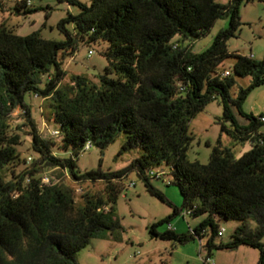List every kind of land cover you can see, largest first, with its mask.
Listing matches in <instances>:
<instances>
[{
    "label": "trees",
    "instance_id": "16d2710c",
    "mask_svg": "<svg viewBox=\"0 0 264 264\" xmlns=\"http://www.w3.org/2000/svg\"><path fill=\"white\" fill-rule=\"evenodd\" d=\"M63 1L79 8L58 22L63 40L44 39L37 32L18 36L0 25V264H74V254L90 239L118 227L110 214L128 173L166 202L149 183L155 179L149 171L162 165L178 187L182 209H192V217L206 216L186 234L158 232V225L180 214L173 208L151 224V238L182 243L208 236L207 256L211 249L243 245L256 249V264H264V133L259 132L260 116L241 109L250 91L264 84V58L229 54L225 45L239 26L238 7L244 0H91L88 6ZM26 5V0H16L15 10L36 11ZM222 16L228 17V28L204 51L193 53L192 43ZM66 24H72L71 32ZM97 41L106 44V64L97 83L75 76L59 86L64 57L79 43ZM228 57L234 62L225 70ZM44 74L48 77L41 88ZM237 78L249 80L231 92ZM27 93L48 100L58 143L40 138L24 102ZM213 100L222 109L220 135L232 146L248 143L249 148L235 158L218 138L206 164L189 161V121ZM14 110L23 113L30 150L41 162L66 171L72 181H102V193L84 194L78 201L73 189L59 180L43 183L35 165L15 171L22 159L19 128L11 125ZM118 134L125 136L121 151H139L127 166L112 172L75 170L73 158L87 142L103 149ZM54 148L69 150L72 157H56ZM219 220L237 223L225 244L213 243Z\"/></svg>",
    "mask_w": 264,
    "mask_h": 264
},
{
    "label": "rangeland",
    "instance_id": "374dc122",
    "mask_svg": "<svg viewBox=\"0 0 264 264\" xmlns=\"http://www.w3.org/2000/svg\"><path fill=\"white\" fill-rule=\"evenodd\" d=\"M25 9H36L35 12L27 14L23 10L16 11V0H0V25L9 29L13 34L25 36L37 32L41 38L60 41L64 35L58 30V22L67 14H77L79 8L63 0H26ZM85 5H90L91 0H77ZM219 4H226L228 0H215ZM24 9V10H25ZM239 26L234 35L227 39L225 45L229 54H238L251 57L260 61L264 58V1L249 0L242 1L238 7ZM66 29L72 31V24H66ZM228 28V17L218 18L209 32L196 39L192 43L191 51L200 53L212 42L216 34ZM186 46L187 42H182ZM106 44L100 41L91 44L79 43L77 49L70 56H65L62 61L64 76L59 86L63 87L71 82V78L81 76L92 83H97V78L103 73L106 64L104 52ZM88 51L91 54L88 55ZM234 58L228 57L223 61V68L230 70ZM47 74L40 76L39 87H43L47 80ZM249 78H237L236 86L231 89L235 92L237 87L247 85ZM24 102L29 107L30 118L40 138L58 143L59 138L53 137L52 130H58L52 121L50 108L38 95L27 93ZM242 111L252 114L255 118L264 116V84L253 88L244 100ZM222 109L217 100L208 103L202 111L192 117L188 124V130L193 140L188 149L189 161H198L206 164L211 148L219 138L222 146L231 148L235 158L248 150V143L232 146L225 135H220L218 120ZM239 121H243L237 115ZM12 128L18 127L21 144L17 151L22 159L21 164L15 167V171L29 169L33 165L39 170L40 177H48L53 181L64 183L74 191L76 200H80L84 194L100 195L104 184L96 181H72L68 173L57 170L41 162L38 155L30 149V130L25 124V118L20 110H14L11 114ZM259 132L264 133V121L259 127ZM220 135V137H219ZM125 136L118 134L114 141L103 149L90 144L87 151H82L73 158L75 170L84 173L99 169L102 172L117 171L127 166L129 161L138 156L139 151L135 149L121 151ZM121 151V152H120ZM52 154L59 158L72 157L69 150L54 148ZM30 158L28 161L27 158ZM165 175L161 179L149 178L150 185L161 192L166 200L163 202L152 196L145 188L142 180L133 172L128 173L123 180V189L118 194L113 211L110 214L117 222L118 227L110 231H104L99 236L89 240L88 244L78 250L74 256V264H206L203 259L207 257L205 242L208 236L188 239L182 243L169 240L151 238L149 227L170 215L173 208L180 214L173 216L167 222L157 226L158 232L170 229L178 234H186L191 231L205 214L196 217H183L182 197L177 185L171 181L168 169L162 165L159 167ZM132 183V185H130ZM219 227L224 229L221 237H214L213 243L225 244L231 240V234L236 226V221L219 220ZM209 234V233H208ZM258 251L247 246H238L235 249H211L208 255L213 264H256Z\"/></svg>",
    "mask_w": 264,
    "mask_h": 264
},
{
    "label": "built area",
    "instance_id": "2783aa9c",
    "mask_svg": "<svg viewBox=\"0 0 264 264\" xmlns=\"http://www.w3.org/2000/svg\"><path fill=\"white\" fill-rule=\"evenodd\" d=\"M90 54H91V51H88V55H90ZM228 74H229L228 71H224V73H223L224 76H226ZM260 121H262V122L264 121V116H260ZM51 134L53 136H57L58 135V131L57 130H52ZM89 146H90V143L87 142L84 145L82 151H87L89 149ZM27 160L29 161L30 158L28 157ZM149 175L153 176L155 179H161L165 175V173L163 171H161V170H151V171H149ZM42 182L43 183H48L49 182V178L48 177H43L42 178ZM130 185H132V183ZM191 214H192V209H186L182 213V216L186 217V216H190ZM169 229H170V226H169ZM223 233H224V229L222 227H219L218 232H217V236L221 237L223 235ZM203 262L206 263V264H213V261L209 260L208 256L203 259Z\"/></svg>",
    "mask_w": 264,
    "mask_h": 264
},
{
    "label": "crops",
    "instance_id": "0c3cea01",
    "mask_svg": "<svg viewBox=\"0 0 264 264\" xmlns=\"http://www.w3.org/2000/svg\"><path fill=\"white\" fill-rule=\"evenodd\" d=\"M262 116V115H261Z\"/></svg>",
    "mask_w": 264,
    "mask_h": 264
}]
</instances>
